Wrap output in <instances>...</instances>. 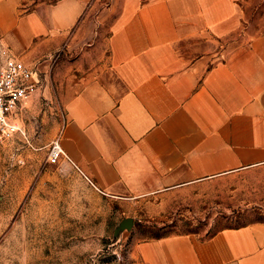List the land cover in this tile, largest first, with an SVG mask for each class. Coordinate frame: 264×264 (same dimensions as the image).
I'll return each instance as SVG.
<instances>
[{"label": "crops", "instance_id": "obj_1", "mask_svg": "<svg viewBox=\"0 0 264 264\" xmlns=\"http://www.w3.org/2000/svg\"><path fill=\"white\" fill-rule=\"evenodd\" d=\"M243 4L110 0L95 22L110 21L105 55L66 102L59 133L66 163L86 184L135 201L264 169V25ZM92 6L0 0V37L25 63L42 61L87 40ZM137 257L264 264V223L151 241Z\"/></svg>", "mask_w": 264, "mask_h": 264}, {"label": "rangeland", "instance_id": "obj_2", "mask_svg": "<svg viewBox=\"0 0 264 264\" xmlns=\"http://www.w3.org/2000/svg\"><path fill=\"white\" fill-rule=\"evenodd\" d=\"M109 3L92 0L85 42L78 29L81 44L26 63L38 79L20 117L26 136L0 139V264H142L137 249L148 242L206 239L226 228L264 223V169L123 201L99 194L69 164L48 163L66 102L105 55L110 21L96 28L95 22ZM243 3L252 23L264 25V0Z\"/></svg>", "mask_w": 264, "mask_h": 264}, {"label": "built area", "instance_id": "obj_3", "mask_svg": "<svg viewBox=\"0 0 264 264\" xmlns=\"http://www.w3.org/2000/svg\"><path fill=\"white\" fill-rule=\"evenodd\" d=\"M38 85L35 68L27 65L0 39V139L26 136L20 117ZM50 165L70 162L60 136L50 145Z\"/></svg>", "mask_w": 264, "mask_h": 264}, {"label": "water", "instance_id": "obj_4", "mask_svg": "<svg viewBox=\"0 0 264 264\" xmlns=\"http://www.w3.org/2000/svg\"><path fill=\"white\" fill-rule=\"evenodd\" d=\"M132 222L131 221H127V223L125 224V227H127L128 229L131 228Z\"/></svg>", "mask_w": 264, "mask_h": 264}]
</instances>
